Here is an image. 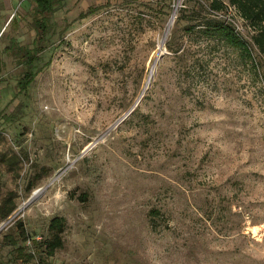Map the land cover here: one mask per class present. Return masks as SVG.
Instances as JSON below:
<instances>
[{
    "label": "rangeland",
    "instance_id": "rangeland-1",
    "mask_svg": "<svg viewBox=\"0 0 264 264\" xmlns=\"http://www.w3.org/2000/svg\"><path fill=\"white\" fill-rule=\"evenodd\" d=\"M193 1L64 0L20 91L31 3L0 0V264H264V76L185 34Z\"/></svg>",
    "mask_w": 264,
    "mask_h": 264
},
{
    "label": "trees",
    "instance_id": "trees-1",
    "mask_svg": "<svg viewBox=\"0 0 264 264\" xmlns=\"http://www.w3.org/2000/svg\"><path fill=\"white\" fill-rule=\"evenodd\" d=\"M64 0H29L31 3V23L35 31L34 46L19 47L10 44V51L21 59L23 69L16 81L20 91L26 89L33 79L39 59V52L43 50L46 35L50 30L51 14L58 9ZM186 23L183 25L185 34H194L205 43H211L224 49H230L241 61H248L255 76H264V0H205V5L193 1L189 5L181 7ZM229 9L242 20L245 27L249 28V40H245L235 30L234 26L224 18ZM213 13V14H212ZM221 14L218 17L217 14ZM170 51V50H169ZM255 52V58L251 52ZM258 67V69L256 68ZM3 206V208H2ZM0 207V220L6 218L14 209V203L5 199ZM64 227V220L58 216H52L47 223V237L43 239V251L51 255L61 246L60 234ZM15 237H7V243L14 246L17 258L23 257L22 262L32 258L31 253H23V249L17 246V241H26L28 236L20 222L14 227ZM2 264H13L11 261Z\"/></svg>",
    "mask_w": 264,
    "mask_h": 264
},
{
    "label": "crops",
    "instance_id": "crops-1",
    "mask_svg": "<svg viewBox=\"0 0 264 264\" xmlns=\"http://www.w3.org/2000/svg\"><path fill=\"white\" fill-rule=\"evenodd\" d=\"M9 22V21H8ZM7 22V23H8ZM5 26H6V24H5ZM5 26H2L1 28H0V36L2 35V33H3V29H5L4 27ZM3 30V31H2ZM10 44H16L17 46H18V44L16 43V40H13V39H11V40H9V42L7 43V45H5V47L3 48V51L7 54V55H9L10 56V54H11V51H10ZM20 46V45H19ZM18 56V55H17ZM19 57V56H18Z\"/></svg>",
    "mask_w": 264,
    "mask_h": 264
},
{
    "label": "built area",
    "instance_id": "built-area-1",
    "mask_svg": "<svg viewBox=\"0 0 264 264\" xmlns=\"http://www.w3.org/2000/svg\"><path fill=\"white\" fill-rule=\"evenodd\" d=\"M10 219V218H9ZM9 219H7L4 223H1L0 224V229L2 228V227H5V225L9 222ZM4 225V226H3Z\"/></svg>",
    "mask_w": 264,
    "mask_h": 264
},
{
    "label": "bare ground",
    "instance_id": "bare-ground-1",
    "mask_svg": "<svg viewBox=\"0 0 264 264\" xmlns=\"http://www.w3.org/2000/svg\"><path fill=\"white\" fill-rule=\"evenodd\" d=\"M172 18H173V16L171 17V20H172ZM171 20H170V21H171ZM36 192H38V191H34L32 194H35ZM33 199H34V198H33Z\"/></svg>",
    "mask_w": 264,
    "mask_h": 264
},
{
    "label": "water",
    "instance_id": "water-1",
    "mask_svg": "<svg viewBox=\"0 0 264 264\" xmlns=\"http://www.w3.org/2000/svg\"><path fill=\"white\" fill-rule=\"evenodd\" d=\"M4 226V225H3Z\"/></svg>",
    "mask_w": 264,
    "mask_h": 264
}]
</instances>
